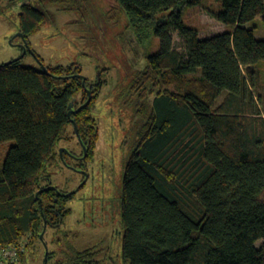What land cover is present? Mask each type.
<instances>
[{
  "label": "trees",
  "instance_id": "obj_1",
  "mask_svg": "<svg viewBox=\"0 0 264 264\" xmlns=\"http://www.w3.org/2000/svg\"><path fill=\"white\" fill-rule=\"evenodd\" d=\"M49 1L61 11L88 3ZM117 1L137 40L152 33L160 40L123 91L140 119L122 188L123 264H264V100L253 72L264 61V39L256 35L264 0H216L211 13L227 29L208 37L183 19L203 0ZM49 13L21 5L28 44ZM46 68L25 64L23 56L0 64V143L15 141L0 163V245L23 247L17 261L0 264H27L37 242L49 244L50 228L57 242L75 192L53 186L51 171L87 170L100 138L94 110L109 68L100 67L94 82L85 77L86 85L76 62ZM88 87L91 101L69 115L71 103L77 109L88 100ZM74 136L86 157L74 158L79 154L70 148L61 156L62 142ZM67 248L62 257L48 249L47 264L108 259L90 247Z\"/></svg>",
  "mask_w": 264,
  "mask_h": 264
},
{
  "label": "rangeland",
  "instance_id": "obj_2",
  "mask_svg": "<svg viewBox=\"0 0 264 264\" xmlns=\"http://www.w3.org/2000/svg\"><path fill=\"white\" fill-rule=\"evenodd\" d=\"M24 2L50 10L45 26L29 37L28 51L23 48L25 38L20 34L19 14ZM218 6L216 0H203L200 5L186 8L183 19L199 28L202 37L212 36L227 29L211 13ZM105 13L112 17L107 18ZM257 24L256 35L264 39V25L258 20ZM173 37L175 47L184 52L183 39L176 31ZM159 48L160 40L154 33L137 40L117 0H88L86 7L71 11H61L49 0H0V64L21 56L25 64L35 67L76 62L82 67V75L93 82L100 77V67L109 68L102 72L108 82L94 110L100 138L94 158L87 163L88 169L63 165L51 171L53 186L75 192L68 202L72 211L56 236L57 244L52 241L56 230L50 228L46 233L48 249L58 251L59 257L67 246L77 250L90 247L99 251L101 259L108 258L103 259L105 264H123L122 188L140 121L124 102L127 97L123 91L133 73L147 64V53H155ZM253 72L255 92L264 100V61ZM261 110L264 115V103ZM69 142H62V147L80 155L82 148L77 138L74 136ZM14 143V140L0 143L1 164ZM45 249L37 242L34 255L27 253V264H45Z\"/></svg>",
  "mask_w": 264,
  "mask_h": 264
},
{
  "label": "water",
  "instance_id": "obj_3",
  "mask_svg": "<svg viewBox=\"0 0 264 264\" xmlns=\"http://www.w3.org/2000/svg\"><path fill=\"white\" fill-rule=\"evenodd\" d=\"M20 34H21V36H23V33H22V32H21ZM23 37H24V36H23ZM23 48H24L25 51H28V49H29V44H28V42H27L26 39H25V44L23 45ZM43 68H44L45 70L47 69L46 66H43ZM83 84L86 85V78H85V77H84ZM87 90H88V94H89V98H88V100H87L84 104H82L81 106H79L77 109H74V108H73V103H71V104H70L69 115H71V113L74 112V111H79L82 107L86 106V105L91 101V99H92V92H91V89L88 87ZM65 151H68V149H67L66 147H61V148H60V154H61V156L64 155V152H65ZM87 153H88V152H87L86 147H85V154L83 155V158L86 157ZM83 172H84V171H83ZM84 173H85V172H84ZM44 232H45V230H44ZM44 232L41 234V237H42V238H43ZM45 247H46L45 264H47V254H48V251H49V250H48V245H47L46 243H45Z\"/></svg>",
  "mask_w": 264,
  "mask_h": 264
},
{
  "label": "built area",
  "instance_id": "obj_4",
  "mask_svg": "<svg viewBox=\"0 0 264 264\" xmlns=\"http://www.w3.org/2000/svg\"><path fill=\"white\" fill-rule=\"evenodd\" d=\"M20 251H23V247L17 244L0 245V260L17 261L19 259Z\"/></svg>",
  "mask_w": 264,
  "mask_h": 264
},
{
  "label": "flooded vegetation",
  "instance_id": "obj_5",
  "mask_svg": "<svg viewBox=\"0 0 264 264\" xmlns=\"http://www.w3.org/2000/svg\"><path fill=\"white\" fill-rule=\"evenodd\" d=\"M65 152H68V151H65ZM73 157H74V158H77V159H78V158H82L80 155H74ZM78 169H80V168H78ZM81 170H83V169H81Z\"/></svg>",
  "mask_w": 264,
  "mask_h": 264
}]
</instances>
